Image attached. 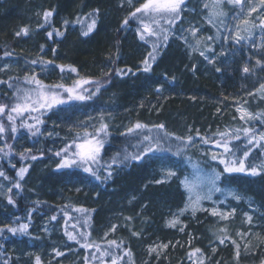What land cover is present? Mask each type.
Returning a JSON list of instances; mask_svg holds the SVG:
<instances>
[{
	"label": "trees",
	"instance_id": "1",
	"mask_svg": "<svg viewBox=\"0 0 264 264\" xmlns=\"http://www.w3.org/2000/svg\"><path fill=\"white\" fill-rule=\"evenodd\" d=\"M97 9L99 12L95 29L86 36L82 35L83 28L75 21L78 17H84L87 21L86 14ZM34 10H39L40 19L32 25L28 20ZM45 10L53 11L47 23L43 20ZM129 13L124 18L121 17L122 14L118 12L113 0H0L1 57L19 59L21 57L17 50L22 54H26L27 51L37 52L46 61H51L53 66L55 65L56 72L61 78L58 83H63L66 75L73 73L67 67L62 72L60 65L75 67L78 70L77 79L91 78L93 81L99 79L102 87L98 92L109 91L114 97L116 111L132 116V124L128 127L137 121L149 127L162 123L166 131L173 133L174 137L188 135L193 137V141L186 149L173 137L170 143L164 145L166 150L150 153L138 162L133 161L124 166L114 165L111 169L113 173L111 179H101L94 183L84 177L91 174L81 171V168H57L61 157L55 155L69 144L65 139H56L63 130V126H60L62 121L57 117V110L89 99L71 100L51 110H44L40 117L43 123L38 125L40 132L36 134L25 127H20L22 120L34 123L31 115L35 114L25 113L23 117H17L15 120L17 131L13 133L12 122L8 121L6 111L0 118V123L6 128V138L0 133V144H4L0 149V170L4 173L3 177H7L8 182L13 185L15 182L13 174L21 167H27L28 171L25 174L30 177L28 184L36 188L38 196L36 202H25L27 197L20 194L12 199V203L8 200L7 205H4V213L0 215V264H15V258L10 257V253L7 254L9 242L17 245V249L26 250L25 244L28 238L37 241V235H42L34 233L32 229L39 216L50 218L55 216L56 219H52L53 221L63 220L59 242L52 246L53 250L61 252L62 255L56 256L52 251L51 256L36 253L35 257H32L29 253V259L35 263L38 256L40 264H59L66 260L67 254L75 253L82 255L80 259L83 264H111L110 256H104L101 260L100 251L108 249L122 253L125 249H130L131 259L124 257L121 264H264V255L243 254L241 247L237 258L236 245L232 243V240L237 243L232 222L216 224L210 220L199 224L197 220L195 225L190 223V226H194L193 240L184 239L175 248L170 244L166 248L167 255H170L166 258V262L155 261V253L150 256L153 260L149 261L148 247L171 243L183 237L176 231L164 227L163 223L169 218V212L184 205L185 193L182 192L181 180L184 176V168L187 166L185 154H188L192 146L198 143L211 147L217 154L222 152V149L211 140L205 144L201 138L213 137L217 132H229L224 126L228 122L220 120V105H223L222 99L228 93L223 89L224 86L220 85L217 74L211 71L205 73L200 68H194L191 61L187 62L183 54L172 52L167 43L159 50L155 61L151 62V70L143 71L142 61L152 50L140 51L139 47L144 48L147 44L136 36L138 21L130 18ZM126 17H129L127 25L123 23ZM65 21L68 23L65 24ZM25 26L29 28V33L17 36L16 33ZM55 30L61 31L63 35L56 36ZM49 32L53 33L51 37L48 36ZM5 52L11 55L5 56ZM116 69L125 71L130 69V72L122 76L116 72ZM12 79L23 82V79ZM53 79L47 78L44 84L53 85ZM75 80L65 85L71 86ZM2 85L0 91L5 87ZM84 87L88 89L87 94L96 92L94 84ZM62 94L66 96V93ZM14 101H16L14 97L6 98L3 92L2 94L0 92V103L10 106ZM247 126L258 131L264 130V126L257 123L243 125L237 121L233 129L235 131ZM52 129L57 132L54 131V136H48V131ZM157 131L152 129L151 134L156 135ZM183 131L185 133L181 135ZM122 133L117 134L118 141L111 147L113 151L108 157H104L101 163L110 162L111 157L117 152L123 154L125 148L128 152L137 151L132 147L137 143L135 135H122ZM23 134L34 141L42 142L39 150H24L22 152L26 153L24 157L20 155L21 153H16L13 147L15 139ZM143 134H149L148 129H144ZM236 134L241 136V140L232 143L243 146L246 143L243 133ZM160 135H163V132H160ZM215 138L219 139L218 136ZM169 147L171 151L167 150ZM177 147L182 149L180 155L175 154ZM261 151L254 148L248 163L256 165L264 163ZM31 156H35L36 159H31ZM48 156L53 157L57 165L43 173H31L32 167L36 166L32 162ZM215 163L223 172V165L218 160ZM165 169H172L176 172V176L170 179L161 177L160 180H164L162 183L150 181L152 178L160 177ZM224 176L228 178L222 177V184L228 189L234 187L243 198L251 201L254 208L253 211L249 209V213L253 221L264 225V173L257 176L246 173L224 174ZM74 181L75 186L80 187L82 183L86 186H82L79 193H74L75 186L72 184ZM51 193L58 195L55 201L45 198ZM76 208H83L85 212H76L74 210ZM65 212L68 213L67 217ZM4 217L9 221L1 223ZM22 223L29 225L25 232L11 233L5 227H17ZM113 223L116 224L115 230L107 234L104 240L100 239L107 230L111 229L109 227H113ZM221 228H226L227 235L231 237L224 244L218 239L224 235L220 232ZM85 230L89 231L90 236L87 241L79 236L81 232L86 233ZM67 232L76 234L80 242L69 240ZM43 240L35 243L37 244L35 249L42 245ZM113 240L123 243L117 249L108 243ZM85 242L99 245L100 251L96 248H84L82 245ZM210 246H217L219 254L210 256L208 260ZM65 249L70 250L65 251ZM195 249H200V252L190 256L189 254ZM176 250H179L180 255L174 258L171 253ZM93 253L96 259H93Z\"/></svg>",
	"mask_w": 264,
	"mask_h": 264
},
{
	"label": "rangeland",
	"instance_id": "2",
	"mask_svg": "<svg viewBox=\"0 0 264 264\" xmlns=\"http://www.w3.org/2000/svg\"><path fill=\"white\" fill-rule=\"evenodd\" d=\"M113 1L117 5L118 12L122 14L121 17L123 18L132 9L138 7L144 2V0H133L132 4L130 5L128 0ZM205 5H207V7H205ZM250 8L257 9L256 12L252 13L250 18L254 22L258 23L259 18H264V5L260 3V0H245L243 4V16L236 15L240 12L239 6L225 4L223 6V11L226 12L227 15L217 18L214 24H210L208 23V18L209 13L212 10V0H185L181 12V19L178 20L175 25L171 26L170 31L172 34L169 36L167 41L168 47L171 48V51L176 54H183L187 62L191 61L193 67L195 66L194 68H200L205 73L207 71H211L213 74H217L220 85H223V89H225V92L227 91L228 93V95L222 99L224 100L222 101L223 105H220V120L228 122L224 126L229 132H234L233 126L235 125L236 121L243 125L257 123L264 126V122H261V120L250 122L240 120V114L237 112V107H244L247 109V111L253 114H264V92L260 91L261 84H264V69L257 67L254 74H245L242 72V68L245 64H247L249 67H253L255 66L256 59L264 61V33H262L259 28H257L254 30L253 36L246 43L241 42L240 44H237L232 40L225 42L223 39L225 35L231 36L235 32V26L247 16V12ZM39 19V10H34L32 15L29 17V23L33 25L38 22ZM221 21H223V24H221ZM139 27L140 25L138 22L136 30ZM192 27L198 29L197 36L195 38L189 31H187ZM136 36H139L138 32ZM182 36L186 37L187 43L185 42V39L180 38ZM206 37H214L215 39L208 41L205 40ZM196 39H200L203 41V43L197 47L196 51H193V46H195ZM154 40V38H146L145 40H142L146 42L147 46L144 48L139 47L140 51L143 52L144 50H152V43ZM161 44L162 46H159V50L163 49V45H165L164 42ZM206 45L210 46L211 48V51L206 52V55H209L211 58L213 52L217 54V58L213 63H209L204 59L203 56L200 55V51H204ZM254 45H261L262 47L258 48L254 47ZM221 52L224 54L219 55ZM35 54H37V52L34 53L33 51H27L25 57L23 58L22 56L19 59L3 58L0 56V69H2L0 70V85L4 84V86L7 87L5 88L2 85L4 89L0 92L1 94L3 92V96H6V98H10L11 96L14 97L13 94L16 91L15 87L8 88L9 83H4V81H9V78L21 80L26 74L31 75L32 73H36L38 78L43 82H45V80L49 77L54 78V84L61 81V78L59 77L60 74L56 72L55 65L53 66V63L47 67H44L41 64L33 65L31 63L32 60L39 59L46 61L43 56H37ZM217 68H219L221 71L217 72ZM77 75L78 74L73 73L66 75L63 83L66 84L74 79H77ZM9 82L16 83L17 81L12 79ZM19 85L27 87V85H24L22 81L19 82ZM250 93H252V95H249ZM14 103H16V101L10 103V106ZM2 114L3 113H0V118L2 117ZM101 116H103L104 122L109 125V135L106 138L101 156L102 158L108 157V155L113 151L111 147H113V145L118 141L117 134L119 135L120 133L125 132L128 126L132 124V116L116 111L114 97L111 96L109 91H100L87 101L57 110V117L62 121V125L60 126H63V130H61L62 132L60 135H57L56 139H65L70 143L77 132H83L85 129H87L89 132L94 131V127H98L101 122ZM262 119H264V117H262ZM258 132H264V130ZM184 133L185 131H183L181 135H184ZM37 136L40 137L39 135H36V137ZM3 138H6L5 132L3 133ZM41 145L42 142L38 140L34 141L32 138H29L28 135L23 134L19 135L15 139L13 147L16 153L19 154L24 150H39ZM3 147L4 144H0V149ZM212 154H217L215 153L214 149L198 143L192 146V149H190L188 154H185V160L187 162V158L191 157L193 160L200 161L203 169H205L206 172H210L211 169H216L217 171L221 172V169L218 168L215 161L210 159ZM32 163L38 167L39 173H43L50 167L57 165V162L51 156H48L45 159L36 160ZM159 169L157 170L158 174H160ZM81 171H83L82 168ZM263 173L264 172H262V174ZM105 174L106 173L103 169L99 170V175L102 179ZM186 175H188L189 179H196L194 170L188 163L186 168H184L183 178ZM13 177H15V182L13 185H11L7 179H5L3 176H0V203L2 206L7 205L9 196L12 199H15L20 194H23L33 202H36L38 194L36 193V188L33 186L31 187L28 184L30 177L25 174L23 178H20L17 176V172L13 174ZM84 177L89 178L94 183L98 181L94 176L91 175H85ZM161 177L164 179V171L163 173L161 172L160 177L156 179L152 178L150 181L154 183L157 180H160ZM17 182L20 183V188L15 187ZM72 184L75 186V181ZM218 186L224 190L222 193L214 192L212 195V200L201 201L202 208L205 210H198L196 211L195 215H193L191 210L185 211L182 215H179V223L176 225V227H170L168 226V221L173 218V214L178 213V210L184 207L187 200V193L181 186L182 192L185 193V200L183 203L184 205L179 209L169 212V218H167L163 224L164 227L170 228L174 232L176 231L178 235L183 237L175 239L171 241V243H167V245L169 246L172 244L173 248H175L176 245L182 242L184 239L187 241L193 240L192 234L194 232V226H190L189 224L194 223L195 225L197 220V224L208 220L216 224L232 222L231 224L234 227L237 243L240 245L242 253L251 254L252 256L264 255V225L263 223H257L253 221L249 213V209L253 211L254 208L251 205V201H247L245 198H243L242 194L240 195V193H238L234 187H230L228 189L222 184V182L219 183ZM70 187L73 188V186ZM74 188V193H79L81 191L80 187L78 186H75ZM9 189H11L10 192ZM204 190L207 191L206 188ZM66 191L69 192V190ZM229 191L234 192L240 197V199L237 200L233 196L228 195ZM56 197H58V195H56ZM213 208H216L221 212H228L232 214L227 220H222L220 216H213L211 214L210 210ZM233 210L235 211L233 212ZM249 216L251 217L250 223L248 221ZM36 220L37 223L32 226L33 232L41 233L43 235H37L36 240L38 242L42 241L43 239L44 240L41 243L42 245L36 247L35 249V246H37L35 243L37 241H31L28 238V240H26L25 249L27 252L29 251L28 253H30V255L44 253L47 256H51V252L53 251L52 246L59 242L58 239L61 236V222H63V220L53 221L52 218L47 216H39ZM114 225L116 226V224L113 223V226ZM109 228L111 229L107 230V232H105L100 239L104 240L105 236H107L106 234L112 233L113 227ZM181 228H183V231H181ZM85 231L88 234V238H90L89 231ZM238 233H246L247 235L242 236L238 235ZM246 244L248 245L247 249L244 247ZM213 249H215V251ZM67 250L70 249H65V251ZM152 254L153 253H149L148 256L150 262L153 260L150 257ZM216 254H219L217 246H210L208 251V260H210V256H216ZM155 255V261L164 260L166 262V258L170 257V255H167L166 253V248L159 252V256H157L156 253ZM171 255L176 258L178 255H180V252L179 250H176V252L171 253ZM81 256V254L79 255L75 253H69L67 256H65L66 260L59 264H83L82 260L80 259Z\"/></svg>",
	"mask_w": 264,
	"mask_h": 264
},
{
	"label": "snow or ice",
	"instance_id": "3",
	"mask_svg": "<svg viewBox=\"0 0 264 264\" xmlns=\"http://www.w3.org/2000/svg\"><path fill=\"white\" fill-rule=\"evenodd\" d=\"M132 2L133 0H128L130 5ZM244 2L245 0H212V10L209 13L208 23L214 24L217 18L227 15V13L223 11V6L225 4L239 6L240 12L236 15L243 16ZM184 3L185 0H144L143 3H141L138 7H135L134 10L129 13L130 18H134L139 22L140 27L137 29V32L141 40H145L146 38H155L154 42L152 43V51H150L142 61L143 71L148 72L151 70V62L155 61L159 53L160 43H167L169 36L172 34L170 31L171 26L175 25V23L181 19V12ZM260 3L264 5V0H260ZM205 7H207V5H205ZM256 10V8H250L247 12V16L235 26V32L231 36L225 35L223 37L224 41L228 42L229 40H232L237 44H240L241 42L246 43L253 36L255 29L259 28V30L264 33V18H259L258 23L250 19L252 13L256 12ZM98 12L99 10L97 9L86 14L87 21H85L84 17L77 18L75 22L81 24L83 28L82 35L86 36L95 29ZM52 15L53 11L45 10L43 12L44 22L47 23ZM129 17H126L123 21L125 25L129 23ZM64 23L67 24L68 21H65ZM221 24H223V21H221ZM38 27H42V25H38ZM187 31H189L194 38L197 36V28L192 27ZM28 33L29 28L25 26L21 28V30L17 32L16 35H27ZM52 35V32L48 33L49 37ZM55 35L61 36L63 33L59 30H55ZM180 38L185 39V42L187 43L186 37L182 36ZM213 39L215 38H205V40L208 41ZM202 43L203 41L196 39L195 46H193V51H196L197 47ZM254 47L259 48L262 46L254 45ZM210 51V46L206 45L205 50L200 51V55L203 56L204 59L209 63H213L217 58V54L213 52L210 58L209 55H206V52ZM53 52H55V49H53ZM223 54L224 53L221 52L219 55ZM4 55L9 56L11 53L5 52ZM31 63L33 65L41 64L44 67H47L52 62L39 59L32 60ZM59 67L62 72L67 67L71 72L78 74V70L75 67L64 65H60ZM257 67L264 69V61L256 59L255 66L253 67H249L247 64H245L242 68V72L245 74H254ZM216 71L219 72L221 70L217 68ZM116 72L123 76L127 75L128 72H130V69L127 71L116 69ZM11 80L12 78H9V81ZM9 81H4V83H9V87H15L16 91L13 95L16 99V103L11 106L0 103V113H5L7 111V119L9 122H12L11 131L13 133H16L17 131V126L15 124L17 117H23L25 113L35 114L31 115V119L34 121V123H27L26 121L22 120L20 127H25L29 129V131H33V134L39 133L40 128L38 125L43 123V120L40 117L43 115L44 110H51L57 105L65 104L71 100L83 101L90 99L91 96H94L96 92H98L102 87L101 81L99 79L93 81L91 78L76 79L73 81L71 86H66L63 83L46 85L38 78L36 73H32L31 75L26 74L23 78V83L24 85H27V87L20 86L19 81L16 83H10ZM89 84L95 85L96 92L87 94L88 89L85 88L84 85ZM157 91H159V89H157ZM260 91L264 92V84H261ZM62 93H66V96ZM249 95H252V93ZM237 112L240 114L239 118L242 121L250 122L261 120V122H264V119H262L264 114H253L247 111V109L244 107H237ZM108 128L109 125L104 122L103 116H101V122L98 127H94V131L89 132L87 129H85L83 132H77L69 144H66L63 148L55 153L56 156L61 157V161L57 165V168H82L84 172L90 173L97 180L102 179L99 175V170L103 169L106 173L103 179H111L113 175L111 169L114 165L120 164L121 166H124L132 163L133 161H141L150 153L164 151L166 150L164 145L166 143H170V140L174 137L173 133L166 131L165 125L162 123L151 125V127H149V125L137 121L132 126L128 127L125 133H122V135H135L137 138V143L132 145V147L136 148L137 151L128 152L127 148H125L123 150V154L117 152L113 157H111L110 162L101 163L103 159L101 152L104 149L106 138L109 135ZM144 129H148L149 134H143ZM152 129L158 130L156 135L151 134ZM5 131V125L0 123V133H4ZM160 132H163V135H160ZM236 133H243L244 139L246 140V143L243 146H241L239 143H232V141L239 142L241 140V136ZM197 135H199V132H197ZM217 136L219 139L215 138ZM174 138L176 141H179L181 144H183L185 149L193 141V137L191 135L186 137L175 136ZM201 139L205 144L209 143L211 140V142L214 143L218 148L222 149V152L218 154H212L210 159L213 161L218 160L219 163L223 165V172H219L216 169H211L210 172H206L205 169H203L200 161L193 160L191 157L187 158V163L194 170L196 179H189L188 175H186L181 180V186L187 193V200L184 207L179 209L178 213L173 214V218L168 221V226L170 227H176V225L179 223V215H182L185 211L191 210L193 215H195L196 211L205 210L202 208L201 201L212 200V195L214 192L222 193L224 191L218 186L219 183L222 182V177L224 179L228 178L224 176V174L246 173L251 176H257L264 172V163L259 165L248 163V158L250 157V154L253 153L254 148L262 150L261 155L264 156V132H258V130L254 129L253 127L247 126L241 129H236L231 133L217 132L213 134V137H202ZM167 150L171 151V148L169 147ZM181 153L182 149L177 147L175 154L180 155ZM240 153H242V155H240ZM20 155L24 157L26 153H21ZM31 159L35 160L36 157L31 156ZM27 171V167H21L17 171V176L23 178ZM163 171L165 173V179H170L176 176V172L172 169H165ZM0 176H4L2 171H0ZM5 179H7V177H5ZM162 182H164L163 179L156 181V183ZM15 187L20 188V183L17 182ZM205 188L207 191L204 190ZM10 191L11 189H9V192ZM228 195L233 196L237 200L240 199V197L234 192L229 191ZM8 200L9 203L13 202L10 196L8 197ZM74 210L76 212H85L83 208H76ZM210 211L213 216H220L222 220H227L232 214L228 212H221L216 208H213ZM234 211L235 210H233V212ZM65 216H68L67 212H65ZM52 219L55 220L56 217L53 216ZM248 221L249 223L251 222L250 216L248 217ZM84 223L85 226H87V220H85ZM5 227L7 228V231L11 233H17L27 231L29 225L27 223H22L17 227ZM115 227L116 226L114 225L113 230H115ZM181 231H183V228H181ZM220 232L224 233V235L218 237L221 244H224L226 240L231 239V237L227 235L226 228H221ZM66 235L68 236L69 240L77 241V243L80 242L76 234L67 232ZM238 235L243 236L247 234L238 233ZM79 236L85 241L88 240L87 233L81 232L79 233ZM108 243L114 248L118 249L120 244L123 242L121 241L120 243H117V241L113 240L109 241ZM232 243L236 245V256L238 258L240 254V245L237 244L235 240H232ZM82 246L84 248H96L97 251H100L99 245L96 244L85 242ZM167 247V244L154 245L149 248V253H156L157 256H159V252ZM244 247L247 249L248 245L246 244ZM213 250L215 251V249ZM53 251L55 252L56 256L62 255L61 252L55 249ZM199 252L200 249H195L189 255L192 256ZM104 256L111 257V264H121V262L124 260V257L131 259V251L130 249H125L122 253H116L105 249L100 251L101 260ZM93 259H96L95 253H93ZM36 264H40V258L38 256L36 257Z\"/></svg>",
	"mask_w": 264,
	"mask_h": 264
},
{
	"label": "bare ground",
	"instance_id": "4",
	"mask_svg": "<svg viewBox=\"0 0 264 264\" xmlns=\"http://www.w3.org/2000/svg\"><path fill=\"white\" fill-rule=\"evenodd\" d=\"M17 52H18V54H19L20 57L23 56V58H24L25 55H26V54L23 55L22 53H20L19 50H17ZM35 55L41 56L40 54H35ZM52 130H49L48 131V136H51V135L54 136L55 132H57L56 130H53V131ZM31 173H34V174L39 173L38 167L37 166H33L32 169H31ZM82 186L85 187L86 185L83 184V183L80 184V190H81ZM45 198H48V200L50 199V200L55 201L56 194L55 193H51L49 196H47V197L45 196ZM25 199H26L25 202H29V201L31 202L32 201L29 198H25ZM4 208H5L4 205L2 206V204L0 203V215H1V213H4L3 212L4 211ZM5 216H7V215H5ZM7 221H9V219L6 218V217H4L3 219H1V223L7 222ZM7 246H8V249H7L8 252H7V254L10 253V257H13V259L15 258V264H19V263L20 264H36L35 262H32L33 260L29 259V256H28L29 253L27 255V251L26 250L17 249V245H15L12 242H9V244ZM30 256L35 257V255H30ZM21 258H23V259L21 260Z\"/></svg>",
	"mask_w": 264,
	"mask_h": 264
}]
</instances>
